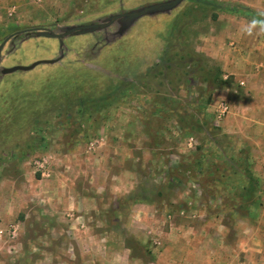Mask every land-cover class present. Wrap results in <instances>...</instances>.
I'll use <instances>...</instances> for the list:
<instances>
[{"label":"rangeland","instance_id":"rangeland-1","mask_svg":"<svg viewBox=\"0 0 264 264\" xmlns=\"http://www.w3.org/2000/svg\"><path fill=\"white\" fill-rule=\"evenodd\" d=\"M162 1L0 0V43L28 30L8 40L0 60L2 264H164L162 252L179 256L180 240L189 250L191 227L218 222L211 214L236 200L220 153L201 151L211 141L205 101L219 69L202 47L226 7L264 17V0H184L126 29L69 36L61 48L29 31L59 33ZM41 59L61 61L1 73ZM65 74L66 84L48 86ZM95 139L105 146L97 166L88 152ZM202 155L212 173L197 168ZM79 173L92 181L71 183ZM96 189L102 210L81 215L80 204L96 206ZM251 202L264 214V191Z\"/></svg>","mask_w":264,"mask_h":264},{"label":"crops","instance_id":"crops-1","mask_svg":"<svg viewBox=\"0 0 264 264\" xmlns=\"http://www.w3.org/2000/svg\"><path fill=\"white\" fill-rule=\"evenodd\" d=\"M143 6L146 4L133 9ZM224 13L226 17L216 18V22H212L216 30L208 35L202 47V52L218 63L223 83L213 89L210 101L206 104V111L210 113L208 117L212 120L209 128L211 141L206 142L201 151L206 154L214 147L217 154L214 155L215 159L220 153L228 193L231 192L232 198L236 200H230V206L225 204L215 214H211L218 222H203L191 227L189 250L185 251L184 241L180 240L182 245L178 249L179 256L170 249L162 252L164 264H264V214L261 209L255 214V207L251 202L253 197L264 191V31L257 26L253 27L252 22L244 16ZM139 20L140 18L136 21ZM64 39L62 43L58 41L60 48ZM60 59L48 65L55 67ZM71 68L73 65H66V70L63 69L62 72L66 71L70 75ZM56 72L59 70L54 69L53 73ZM69 75L65 74L62 78L48 82V86L66 84ZM103 144L95 139L92 149L88 150L89 158L93 159L90 162L94 166H97L99 158H103ZM191 149V153L199 150L198 147ZM202 157L203 155L194 161L197 168L204 173L203 166L206 167V172H210L212 160ZM233 168L235 171H232ZM219 169L212 168L211 171L216 174ZM233 172L236 173V178L231 177ZM89 181L92 178L87 174L84 177L82 173L70 179L71 183L80 182L84 187ZM96 182L94 181L95 184ZM237 191L239 192L236 193ZM99 192L92 194L96 201L94 209L79 205L77 210L82 212L81 215L102 210L97 199L102 195ZM80 193L82 197H89V191L78 192V195ZM241 204L246 206L245 211L239 209ZM204 212L207 214L206 210ZM226 214L229 216L225 217ZM200 216L202 215H198ZM200 228L205 231L204 234L200 232ZM2 259L4 258L0 254V264Z\"/></svg>","mask_w":264,"mask_h":264},{"label":"water","instance_id":"water-1","mask_svg":"<svg viewBox=\"0 0 264 264\" xmlns=\"http://www.w3.org/2000/svg\"><path fill=\"white\" fill-rule=\"evenodd\" d=\"M183 1L184 0H166V1L159 2V3L149 4V5L136 8V9H132L127 12L120 13V14L109 15L100 23L64 27L62 31L59 33H55V32H52L44 28L31 29L29 31H33L37 36H40V37L57 39L60 43H62V40L66 37L84 35V34L93 33L96 31L104 30L107 27L111 26L112 24H119L121 25V29H126L134 21H136L137 19L143 16L170 11L176 8L178 5H180ZM23 32H28V30L16 32L3 39V41L0 43V60H1L2 49L4 45L8 42V40L11 39L14 35L18 33H23ZM58 60L59 59L39 60L28 66L16 65L11 68L2 69L1 73L9 74V73H13L16 71H29L40 64H51Z\"/></svg>","mask_w":264,"mask_h":264},{"label":"trees","instance_id":"trees-1","mask_svg":"<svg viewBox=\"0 0 264 264\" xmlns=\"http://www.w3.org/2000/svg\"><path fill=\"white\" fill-rule=\"evenodd\" d=\"M226 11L232 13V14H236V15H240V16H244L248 19H250L252 22L253 21H258L259 23L257 25L261 26L264 29V17L260 16L258 14H256L255 12L249 10V9H243L241 8H237V7H226L225 8ZM218 71L220 72V69L215 70L214 76H213V82L216 84V86L214 85L215 88L219 87L223 82L221 79V74L218 73ZM118 88H115V90H117ZM214 89V88H213ZM117 94H119V92H117ZM103 104H106L105 100H101ZM210 101V95L208 96V98L205 101V105L208 104ZM106 106V105H104ZM196 161V160H195Z\"/></svg>","mask_w":264,"mask_h":264},{"label":"clouds","instance_id":"clouds-1","mask_svg":"<svg viewBox=\"0 0 264 264\" xmlns=\"http://www.w3.org/2000/svg\"><path fill=\"white\" fill-rule=\"evenodd\" d=\"M259 22L258 21H253V27H255L256 26V24H258ZM249 31H251V29H249Z\"/></svg>","mask_w":264,"mask_h":264},{"label":"flooded vegetation","instance_id":"flooded-vegetation-1","mask_svg":"<svg viewBox=\"0 0 264 264\" xmlns=\"http://www.w3.org/2000/svg\"><path fill=\"white\" fill-rule=\"evenodd\" d=\"M41 60H43V59H41ZM45 60V59H44ZM47 60V59H46ZM51 64H53V63H51ZM40 65H42V64H40Z\"/></svg>","mask_w":264,"mask_h":264}]
</instances>
